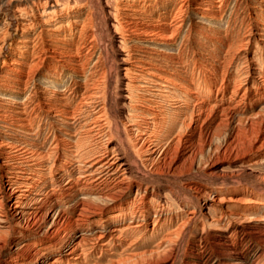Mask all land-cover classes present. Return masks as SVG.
Here are the masks:
<instances>
[{
    "label": "bare ground",
    "instance_id": "6f19581e",
    "mask_svg": "<svg viewBox=\"0 0 264 264\" xmlns=\"http://www.w3.org/2000/svg\"><path fill=\"white\" fill-rule=\"evenodd\" d=\"M9 48L0 264H264L262 187H176L234 113L264 148V0H0Z\"/></svg>",
    "mask_w": 264,
    "mask_h": 264
},
{
    "label": "rangeland",
    "instance_id": "374dc122",
    "mask_svg": "<svg viewBox=\"0 0 264 264\" xmlns=\"http://www.w3.org/2000/svg\"><path fill=\"white\" fill-rule=\"evenodd\" d=\"M5 1H11V0H5ZM5 10H8V8L4 6V11ZM7 40L9 45L12 44V42L14 43L15 35L14 36L12 35V37H9ZM192 50H195V48H193ZM10 52L11 49L9 48L4 53L0 54V71L3 69L4 64H7L10 61L11 57L13 58V55H11ZM191 54L192 51H189L186 55L187 57L186 56H184V58L181 57L180 60L183 59L182 61H184L186 60V58L190 59ZM200 55L202 56V58H204V60L207 61V63H210L211 59L209 58L211 56H209V54L203 50V46H200ZM247 111L248 110H246V112ZM233 116H234L233 122L223 123L221 125L218 124L216 125L215 123H213L209 127L202 129L201 135H199L198 137L199 141L197 139L194 145H191L188 148H183V147L180 148L181 150L180 154L181 153L185 154L184 156L185 158L189 157L190 155L189 159L190 160L192 159V161H194L195 159V161L192 162L193 167L191 170L192 172L191 176H193V178H190L191 180L189 179V177L187 178L183 177L179 179V181L177 182L178 185H176V187L181 188L182 186L195 185L201 188L209 187V188H218L224 190H234V189L236 190V189H241L243 186H248L251 188L262 187L264 189V179H262V177H264V148L261 150V152H257L255 148H253V146L256 144L255 136L251 134L247 135L242 133L241 125L235 122L237 116L240 115H236L234 113ZM250 144L252 146H249ZM185 151L187 152V154ZM189 151H191L190 154ZM190 160L186 161L187 165L189 164ZM198 174L200 178L199 176H197ZM230 176L237 177V182L231 183ZM171 183L173 182H170V184H168L167 182L166 184L171 185ZM174 208L176 207L174 206ZM196 229L197 226H194L191 230L192 234H190L188 238L189 242L187 243L188 245L185 251L186 254L187 252L188 253L190 252L189 248L191 246L192 241H194V233ZM243 246L244 248L248 247L247 248L248 252H250L249 258H253V256L259 250L256 243L252 241L251 242L249 241L247 244H244ZM207 252L204 254L205 257L208 256ZM186 260H188V256L184 255L182 262H180V264H183L184 262H186Z\"/></svg>",
    "mask_w": 264,
    "mask_h": 264
}]
</instances>
